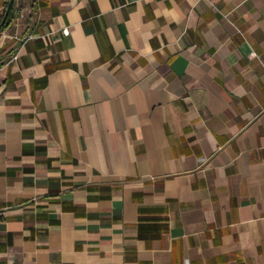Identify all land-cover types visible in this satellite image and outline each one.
<instances>
[{"label":"crops","instance_id":"crops-1","mask_svg":"<svg viewBox=\"0 0 264 264\" xmlns=\"http://www.w3.org/2000/svg\"><path fill=\"white\" fill-rule=\"evenodd\" d=\"M16 5L0 264H264V0Z\"/></svg>","mask_w":264,"mask_h":264},{"label":"trees","instance_id":"trees-1","mask_svg":"<svg viewBox=\"0 0 264 264\" xmlns=\"http://www.w3.org/2000/svg\"><path fill=\"white\" fill-rule=\"evenodd\" d=\"M17 1L18 0L14 1V4H13V6H12L7 18H6V21H5V23L3 24L2 28H1V31H3L5 28L9 27L12 24V22L14 21V19L16 17L15 12H16V7H17V5H16ZM8 3H9V0L7 1V5H8ZM4 17H5V14L2 17V20H3ZM2 20H1V22H2ZM1 22H0V24H1Z\"/></svg>","mask_w":264,"mask_h":264},{"label":"water","instance_id":"water-1","mask_svg":"<svg viewBox=\"0 0 264 264\" xmlns=\"http://www.w3.org/2000/svg\"><path fill=\"white\" fill-rule=\"evenodd\" d=\"M14 1H15V0H9V3H8V5H7V8H6V12H5V17L3 18V20H2V22H1V24H0V33H1V28H2L3 24L5 23L6 18H7V16H8V14H9V12H10V10H11L13 4H14Z\"/></svg>","mask_w":264,"mask_h":264},{"label":"built area","instance_id":"built-area-1","mask_svg":"<svg viewBox=\"0 0 264 264\" xmlns=\"http://www.w3.org/2000/svg\"><path fill=\"white\" fill-rule=\"evenodd\" d=\"M63 33H64L65 35H68V34L70 33V29H69L68 27L64 28V29H63ZM17 56H18V55H15L14 59H16Z\"/></svg>","mask_w":264,"mask_h":264}]
</instances>
